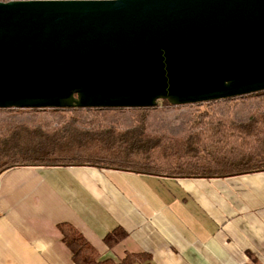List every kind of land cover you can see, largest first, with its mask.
I'll use <instances>...</instances> for the list:
<instances>
[{
    "label": "water",
    "instance_id": "95a60500",
    "mask_svg": "<svg viewBox=\"0 0 264 264\" xmlns=\"http://www.w3.org/2000/svg\"><path fill=\"white\" fill-rule=\"evenodd\" d=\"M264 91V0L0 2V110L153 109Z\"/></svg>",
    "mask_w": 264,
    "mask_h": 264
},
{
    "label": "crops",
    "instance_id": "0c3cea01",
    "mask_svg": "<svg viewBox=\"0 0 264 264\" xmlns=\"http://www.w3.org/2000/svg\"><path fill=\"white\" fill-rule=\"evenodd\" d=\"M100 260L264 264V172L172 179L92 167H22L0 176V264H74L58 225ZM125 236L108 246L106 236Z\"/></svg>",
    "mask_w": 264,
    "mask_h": 264
},
{
    "label": "trees",
    "instance_id": "16d2710c",
    "mask_svg": "<svg viewBox=\"0 0 264 264\" xmlns=\"http://www.w3.org/2000/svg\"><path fill=\"white\" fill-rule=\"evenodd\" d=\"M11 1L34 0H0ZM88 1V0H84ZM255 100L246 122L234 118L239 103ZM222 105L223 113L215 109ZM183 136L170 137L149 125L150 111L173 109L166 101L153 109L0 110V176L22 167H92L172 179H216L264 172V91L190 106ZM131 113L129 124L121 117ZM48 114L50 118L41 117ZM25 115L39 116L22 122ZM58 230L74 264H137L146 256L100 260L97 251L71 225ZM125 236L109 233L112 246Z\"/></svg>",
    "mask_w": 264,
    "mask_h": 264
},
{
    "label": "rangeland",
    "instance_id": "374dc122",
    "mask_svg": "<svg viewBox=\"0 0 264 264\" xmlns=\"http://www.w3.org/2000/svg\"><path fill=\"white\" fill-rule=\"evenodd\" d=\"M193 106V105H191ZM257 108V102L249 99L244 103H239L234 118L238 122H246L250 118L251 113ZM216 110L223 113L222 105L215 106ZM194 108L190 106H183L173 109L157 108L150 111L149 125L152 130L160 131L166 136L180 137L183 136L184 124L191 118ZM8 116L0 113V120L6 119ZM41 117L50 118V115L45 114ZM121 117L129 124L131 113H122ZM32 118H39V116L25 115L22 117V122H26Z\"/></svg>",
    "mask_w": 264,
    "mask_h": 264
}]
</instances>
